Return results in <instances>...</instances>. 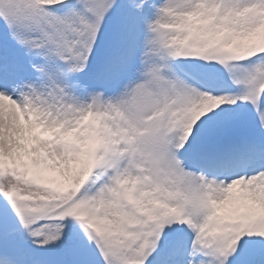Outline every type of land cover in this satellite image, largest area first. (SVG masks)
Instances as JSON below:
<instances>
[{
	"label": "snow or ice",
	"instance_id": "snow-or-ice-1",
	"mask_svg": "<svg viewBox=\"0 0 264 264\" xmlns=\"http://www.w3.org/2000/svg\"><path fill=\"white\" fill-rule=\"evenodd\" d=\"M0 264H264V0H0Z\"/></svg>",
	"mask_w": 264,
	"mask_h": 264
}]
</instances>
